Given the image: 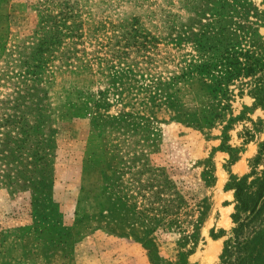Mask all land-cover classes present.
Here are the masks:
<instances>
[{"label":"rangeland","instance_id":"rangeland-1","mask_svg":"<svg viewBox=\"0 0 264 264\" xmlns=\"http://www.w3.org/2000/svg\"><path fill=\"white\" fill-rule=\"evenodd\" d=\"M263 141L264 0H0V264H264Z\"/></svg>","mask_w":264,"mask_h":264},{"label":"trees","instance_id":"trees-1","mask_svg":"<svg viewBox=\"0 0 264 264\" xmlns=\"http://www.w3.org/2000/svg\"><path fill=\"white\" fill-rule=\"evenodd\" d=\"M63 20V25L66 30H68L65 20H67L68 16L66 13L62 14L61 17ZM31 57V56H30ZM27 57L23 58L21 62L23 65H27L25 71L32 74V80L30 81V89L32 91L38 90L37 87L39 85L38 72L34 68H31V63L27 61ZM26 60V62H25ZM26 90V86L24 88ZM28 91V90H26ZM32 95V94H30ZM34 97V96H33ZM264 151V141L261 143L259 152L262 153ZM260 156L256 159L259 160ZM249 177H253L251 180H248ZM229 187L234 190L235 197V206L234 212L231 214L233 223L235 224L232 228V232L234 234V240H227L222 252V258L224 259L230 257L232 251L235 247L239 246L242 243H247L252 245L253 240L248 239L246 241L239 240L240 235H246L254 231L256 227L254 222L258 219L264 217V167L260 172H256L254 169L247 174L242 175L238 179L231 180L229 183ZM259 233V232H258ZM264 226L263 230L260 231L259 235H257L254 244L264 246ZM252 250V248H251ZM192 251L189 250L188 253ZM244 263H249L251 260H260L263 262L264 255L258 254V256H254L252 253H245L241 257Z\"/></svg>","mask_w":264,"mask_h":264}]
</instances>
